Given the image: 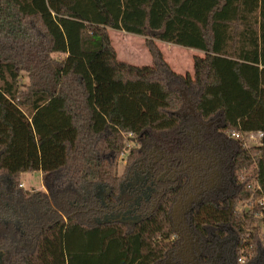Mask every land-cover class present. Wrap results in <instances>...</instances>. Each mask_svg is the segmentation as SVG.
<instances>
[{"label": "trees", "instance_id": "trees-1", "mask_svg": "<svg viewBox=\"0 0 264 264\" xmlns=\"http://www.w3.org/2000/svg\"><path fill=\"white\" fill-rule=\"evenodd\" d=\"M109 28L146 36L153 64L119 60ZM157 40L200 51L193 73ZM210 130L236 185L191 213L199 261L231 237L238 264L262 260L264 0H0V264H195L174 204ZM35 171L44 191L20 182Z\"/></svg>", "mask_w": 264, "mask_h": 264}, {"label": "flooded vegetation", "instance_id": "flooded-vegetation-1", "mask_svg": "<svg viewBox=\"0 0 264 264\" xmlns=\"http://www.w3.org/2000/svg\"><path fill=\"white\" fill-rule=\"evenodd\" d=\"M193 128L195 130L196 127ZM196 129L200 132L199 127ZM199 132L197 133L198 137H196V132L194 133V140L195 142L200 140L204 145L201 150L202 156L198 159L201 164L198 168H189L190 177L188 184L176 198L173 213L175 228L183 242V248L178 253L190 258L195 264H203L199 261V258L205 243L191 226L190 216L192 211L204 201L206 195H224L230 193L233 189L232 187L236 185L231 169L232 153L235 151L236 145L231 140L226 141L217 137L211 130L202 131L200 134ZM218 138L225 142H221ZM191 146L194 147V143ZM192 155L193 153L190 152L189 157ZM186 166L190 167L191 164L187 163ZM130 173L133 179L137 180L133 170ZM166 175L178 176L176 169H168L160 176ZM173 178L178 181V177ZM232 241L233 237L227 240L228 248L226 251L222 250L223 242H220L215 256L206 264H238L234 250L235 244ZM240 264H264V258L262 257V260H243Z\"/></svg>", "mask_w": 264, "mask_h": 264}, {"label": "rangeland", "instance_id": "rangeland-1", "mask_svg": "<svg viewBox=\"0 0 264 264\" xmlns=\"http://www.w3.org/2000/svg\"><path fill=\"white\" fill-rule=\"evenodd\" d=\"M108 33L111 37L112 44L116 50L117 57L121 61L133 65H152L153 59L146 46V36H140L135 34H129L123 30L108 29ZM157 45L164 54L165 59L169 62L171 67L182 74L187 72L193 73L194 57L196 55H202L198 50L192 48H184L171 43H166L157 40ZM28 83V76L26 72H23V78L21 82L22 88ZM247 143L250 145L252 140L246 138ZM134 144L129 143L131 148ZM127 154L120 157L118 172L121 174L124 170V165L126 163ZM22 186L28 191H44L45 187L42 181L41 172H25L22 173L21 180ZM247 203H238L236 210L239 213L246 212L248 209L246 207ZM254 207V204L249 205V208ZM248 209V210H247Z\"/></svg>", "mask_w": 264, "mask_h": 264}, {"label": "built area", "instance_id": "built-area-1", "mask_svg": "<svg viewBox=\"0 0 264 264\" xmlns=\"http://www.w3.org/2000/svg\"><path fill=\"white\" fill-rule=\"evenodd\" d=\"M263 136V132H261V131H259V132H257V133H248L247 134V136L246 137H248V139L250 138V140H252V142H254V143H256V144H259L260 143V138ZM251 185H249V187H250ZM252 188L254 189V190H259L260 189V187L258 186V185H252ZM260 201H262V199H261V197H257L253 202L254 203H251V204H254L255 206H257L258 204H259V202ZM249 205H250V203H247L246 204V207L248 208V209H253V206L251 207V208H249ZM247 209V210H248ZM243 260H244V258L242 257L241 259H240V261H242L243 262Z\"/></svg>", "mask_w": 264, "mask_h": 264}]
</instances>
